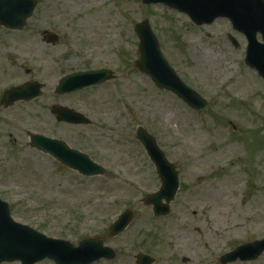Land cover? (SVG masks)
<instances>
[{"label":"rangeland","instance_id":"374dc122","mask_svg":"<svg viewBox=\"0 0 264 264\" xmlns=\"http://www.w3.org/2000/svg\"><path fill=\"white\" fill-rule=\"evenodd\" d=\"M144 18L178 74L207 98V109L191 108L138 69L135 25ZM50 33L57 42L48 41ZM246 45L226 18L198 26L185 13L142 0H38L24 30L0 26V97L12 84L45 83L35 99L0 103V196L13 217L76 242L105 231L132 208L135 221L116 241L124 264H133L143 249L155 251L157 264H221L220 254L262 239L264 80L245 64ZM97 67H109L115 76L55 95L63 75ZM60 102L83 111L91 123L58 120L51 108ZM139 125L156 136L180 171L166 216L155 217L143 203L161 181L136 137ZM33 132L65 139L107 173L89 177L62 165L30 146ZM233 264H264V253Z\"/></svg>","mask_w":264,"mask_h":264},{"label":"water","instance_id":"95a60500","mask_svg":"<svg viewBox=\"0 0 264 264\" xmlns=\"http://www.w3.org/2000/svg\"><path fill=\"white\" fill-rule=\"evenodd\" d=\"M144 4L163 3L170 8L184 12L198 25L211 23L218 17L228 18L234 29L242 32L248 41L245 62L256 69L264 79V0H142ZM37 0H0V24L12 28L23 29L27 19L32 15ZM135 31L139 37V56L136 66L148 74L157 87L168 89L195 109L208 107L207 100L195 89L186 84L175 68L163 55L159 40L148 19L136 23ZM258 33L262 40H259ZM232 43L239 47L237 38L229 33ZM57 35L50 34L49 40L56 41ZM114 73L109 68L79 70L63 76L57 86L60 93L71 92L90 85L102 83L111 79ZM43 84L39 81H28L7 89L2 102L11 105L19 99L30 100L39 96ZM52 110L59 119L89 123L90 119L80 111L63 105H53ZM136 136L144 145L148 155L155 163L161 177L162 186L149 193L144 202L153 204L156 215L167 214L170 211L167 202L174 197L179 186L178 172L160 147L155 136L139 125ZM31 145L54 156L68 167L87 176L104 174L106 167L96 162L91 156L77 148L70 147L62 139L46 136L40 133L31 134ZM132 218V211L126 209L110 226V235L121 232ZM103 240L86 238L79 246H74L70 240L47 236L32 226L16 221L11 215L9 203L0 198V264L5 261L20 260L22 264H32L45 257L54 259L58 264H90L92 260L106 254L115 255L114 250L92 248ZM109 249V250H108ZM264 251V237L238 245L220 257L227 263L237 258L253 259ZM142 256V255H141ZM150 261L148 259L146 264Z\"/></svg>","mask_w":264,"mask_h":264},{"label":"flooded vegetation","instance_id":"af4514ba","mask_svg":"<svg viewBox=\"0 0 264 264\" xmlns=\"http://www.w3.org/2000/svg\"><path fill=\"white\" fill-rule=\"evenodd\" d=\"M2 27H4V26H2ZM12 85H14V84H12ZM12 85H9V86H12ZM9 86H7V87H9ZM45 86V85H44ZM7 87H5L3 90H5ZM54 93H55V95H59V96H63V95H65V94H59V93H56V91L54 90ZM71 93H75V91H73V92H70V93H66V94H71ZM1 97H2V95H1ZM1 97H0V103L2 104V102H1ZM60 104H64V105H67V106H69L67 103H65V102H60ZM2 105H4V104H2ZM5 106V105H4ZM5 107H9V106H5ZM70 107H73V106H70ZM73 108H75V107H73ZM52 109V108H51ZM53 112V111H52ZM54 113V112H53ZM55 114V113H54ZM56 115V114H55ZM57 119L58 120H60L58 117H57ZM60 121H62V120H60ZM70 124H75V123H70ZM146 205V204H145ZM148 206V205H147ZM152 211H153V209H152ZM154 214V213H153ZM135 217H136V213H135V211H134V209H133V219L131 220V222L129 223V225H128V227L124 230V231H122V232H120V233H118L117 235H115V236H111L110 235V225L108 226V228L104 231H102L101 233H97V234H94V235H87V236H84V237H81L79 240H77L76 242H73L72 241V243H73V245H75V246H78L79 244H81V242L84 240V239H86V238H97V239H101V240H103V242L102 243H97L94 247H92V248H86L87 250H89V251H91L92 249V252H94L95 251V248H103V253H106L107 251H106V248H104V246H106V247H109L111 250H114V252H115V255L113 256V257H109V256H107L106 254H102L101 256H99V257H97V258H95L94 260H92L91 262H90V264H124V257H125V254H123L122 252H121V249L120 248H118V245L116 244V241L120 238V236L125 232V231H127V230H129L130 229V227L133 225V223H134V221H135ZM233 249V248H232ZM232 249H230V250H232ZM109 250V249H108ZM230 250H228V251H230ZM228 251H226V252H228ZM226 252H224V253H226ZM224 253H222V254H224ZM142 255V256H141ZM222 255L220 254L219 255V258H218V260H219V262H220V257H221ZM261 256V255H260ZM260 256L258 257V258H260ZM257 258V259H258ZM148 259H150V261L147 263V264H157L158 262H159V256L158 255H156V253H155V251H152V250H145V249H143V250H139L136 254H135V256L133 257V264H146V261L148 260ZM165 259H167V258H164L163 260H165ZM46 260H49V261H52L54 264H57L55 261H53V260H51V259H43V260H41V261H37V262H34V263H32V264H43V262L44 261H46ZM237 261H241V260H239V259H236V260H233V261H228L227 263H221V264H233V263H235V262H237Z\"/></svg>","mask_w":264,"mask_h":264},{"label":"bare ground","instance_id":"6f19581e","mask_svg":"<svg viewBox=\"0 0 264 264\" xmlns=\"http://www.w3.org/2000/svg\"><path fill=\"white\" fill-rule=\"evenodd\" d=\"M16 115H20V113H16ZM233 146L232 145H230L228 148H232ZM234 148H235V146H234Z\"/></svg>","mask_w":264,"mask_h":264}]
</instances>
